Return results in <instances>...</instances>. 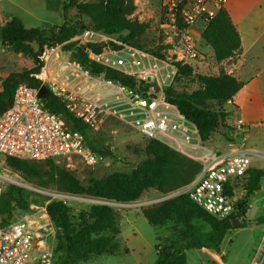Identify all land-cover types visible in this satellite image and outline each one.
I'll use <instances>...</instances> for the list:
<instances>
[{"label":"rangeland","instance_id":"1","mask_svg":"<svg viewBox=\"0 0 264 264\" xmlns=\"http://www.w3.org/2000/svg\"><path fill=\"white\" fill-rule=\"evenodd\" d=\"M92 1L94 0H4L0 2V32L8 22L16 20L26 28L43 29L47 36H51V32L57 31L63 25L79 22L85 25V31L94 33L85 36L84 31L79 32L73 40L47 49L41 70L43 76L47 78L42 86H46L64 101H68L67 97L70 93L75 95L79 112H84L88 118L89 143L104 155V161L98 165H88L77 158L55 160V165L72 173L84 186H88L91 181L107 178L115 173H132L151 158L147 153L150 141L140 130L141 110L129 103L130 96L128 92L120 90L121 84L115 81L110 83L104 74L95 75L87 71L77 63L74 57L70 56L71 51L82 50L89 54L93 53L94 48H98L101 49V54L90 58L103 66L116 67V61L124 59L129 70H144L149 74L154 70L158 71V78L153 75L147 77L141 87L142 91H145L147 95L150 93L149 96L153 98L161 97V92L164 94L167 88H173L179 92H192L199 87L197 75L214 73L213 70L199 66H196L192 73L180 72L172 64L174 61L167 50H161L166 61L154 56L153 52L164 45V32L160 26L162 0L135 1L138 4L137 8H141L140 13L145 15L144 21L149 23L150 27L135 42V45L131 46L122 45L117 35L109 36L94 29L90 20L81 13V9ZM204 27L206 23L199 20L192 32L201 53L207 54V48L201 37ZM69 42L73 44L71 50L63 47ZM32 46L36 49L35 44ZM118 46L121 48H117ZM114 51L118 54L112 53ZM96 57H98L97 60ZM34 67L32 55L19 52L14 45H3L0 36V90L10 75L22 74ZM15 80L18 85L26 84L21 76H16ZM220 105L219 102H210L209 107L217 111L222 109ZM171 106L169 104L163 109L179 122L176 118L177 112ZM228 110L231 111L232 107H228ZM234 118L233 113L230 116V122ZM212 136L215 138L208 144L207 141L203 142L195 135L193 138H198L199 145L202 147L227 152L231 138L226 127L219 124ZM191 142L196 143L195 139ZM238 144H241V141ZM171 145L168 146L175 152L171 181L175 186L166 190L149 189L143 192L139 199L131 202L74 195L63 191L57 182L49 178L43 180L25 178L8 167L6 157L2 155H0V174L7 179L4 190L9 191L13 186L18 187L21 189L20 197L28 202L29 209L25 211L16 207L15 217L18 219L28 216L41 225L50 222L54 232L52 234L54 246L57 229L47 211L49 204L55 201L65 203L69 207L73 222L78 221L81 211H89L93 205H107L113 209L120 228L117 238L118 248L111 250L110 254L96 255L78 264H156L157 246L178 241L180 235L187 230V226L176 217H172L158 227L152 226L143 216V210L166 201L170 193L179 189L177 183L181 179L191 178L199 164L197 157L202 153V149H198L196 145L185 147L182 152ZM247 146L264 150V129L253 130ZM238 194L242 200L245 195L244 185L239 186ZM244 208L246 214L242 221L245 227L239 228L242 223L240 222L239 227L228 231L221 245V254L212 249H186L187 264H264V251L258 252L264 240V224L261 223V219L264 218V179L261 180L260 190L245 200ZM191 224L202 232L211 230L210 225L201 218L193 219Z\"/></svg>","mask_w":264,"mask_h":264},{"label":"trees","instance_id":"2","mask_svg":"<svg viewBox=\"0 0 264 264\" xmlns=\"http://www.w3.org/2000/svg\"><path fill=\"white\" fill-rule=\"evenodd\" d=\"M136 0H94L81 9L93 25L96 31H101L109 36H118L122 45H135L149 29L147 22L140 21L136 16ZM85 25H63L57 31L47 36L41 28H26L16 20L8 22L0 32L3 45H14L23 54L34 57L35 67L22 74H12L3 83L0 90V113L6 111L12 104L14 94L18 88L16 76L25 79L26 85L32 88H40L41 81L35 77L40 74L44 66L43 57L49 48L64 44L73 40L79 32H85ZM202 40L210 46L217 62H222L232 57L241 48V37L232 23L229 13L223 9L209 21L201 34ZM36 45V49L33 48ZM63 47L67 50L73 48L69 42ZM121 48L118 46L117 48ZM139 49L141 47L138 46ZM167 46H161L153 52L154 56L166 61L161 50ZM94 55H100L101 49L94 48ZM77 63L87 71L95 75L104 74L110 81L120 83L125 87H135L137 80L132 75H127L117 69L106 67L91 60L90 55L82 50L76 52ZM178 70L192 73L193 66H183L179 62L172 63ZM199 87L192 92H179L173 88L164 91L167 103L176 107L180 115L195 126L203 142L212 138L214 129L219 124H224L229 114L223 109L224 103L233 97L244 87V82L225 73L212 75H197ZM47 108L60 116L73 129L79 130L89 143L87 132L89 123L71 112L66 101L49 89V94L42 97ZM210 102H219L221 110H212ZM147 153L151 156L140 167L130 174L115 173L107 178L91 181L88 186L81 182L66 169L55 165V160L28 161L15 157H6V164L28 179L43 180L49 178L57 182V185L65 192L74 195L113 200L116 202H131L139 199L143 192L158 188L166 190L175 185L171 181L172 166L175 152L160 141L149 139ZM90 145V143H89ZM93 149L92 145H90ZM98 151V150H97ZM37 162H45L44 164ZM197 165V164H196ZM201 170L198 164L193 176L183 178L177 183L181 188L190 185ZM264 179V171L251 169L249 177L244 183L245 195L238 205V213L228 220H217L209 215L201 207L195 204L188 195H180L166 200L143 210V216L152 226H160L172 217H176L187 230L180 235L176 242L157 246L156 264H187L186 249H212L221 254V245L229 230L234 229L232 221L240 219L243 225V217L246 214L245 200L260 190L261 180ZM21 189L11 187L4 190L1 196L2 223L8 224L17 218L15 210L29 209L28 202L20 197ZM48 214L57 229L56 245L54 246L55 264H78L96 255L110 254L111 250L118 248L117 238L120 228L113 209L107 205H93L89 211H81L78 221L73 222L69 207L62 201H55L48 205ZM195 218H201L211 227L209 232L196 229L191 223ZM264 224V218L261 219ZM105 233V234H103Z\"/></svg>","mask_w":264,"mask_h":264},{"label":"built area","instance_id":"3","mask_svg":"<svg viewBox=\"0 0 264 264\" xmlns=\"http://www.w3.org/2000/svg\"><path fill=\"white\" fill-rule=\"evenodd\" d=\"M4 0H0L2 2ZM227 0H162L160 26L164 32L163 44L174 62L195 68L202 59L193 29L199 20L206 25L224 9ZM85 36L94 34L88 31ZM118 54V52H112ZM90 57L95 55L90 52ZM98 57H96L97 60ZM111 67L132 75L137 80L135 87L119 85L128 92L130 102L141 110L140 130L149 139H154L181 152L185 147H198L202 153L197 157L201 170L194 181L170 193L166 200L180 195L190 199L212 217L223 221L238 213V188L244 185L251 169L264 171V151L246 148L232 152H221L199 145L197 132L180 113L177 119L161 110L169 106L164 94L153 98L141 90L143 81L158 71L129 70L123 59ZM35 77L45 84L43 73ZM112 83V81H110ZM40 88L21 84L15 91L11 106L0 113V155L28 161H46L77 158L88 165H98L104 155L93 149L84 134L70 127L62 116L51 112L39 95ZM67 107L88 122L85 113H80L73 93L68 95ZM175 116V115H174ZM195 139L196 143L191 141ZM257 163L261 164L258 165ZM7 181L0 174V264H55L53 229L50 222L41 225L30 217H21L8 224L2 223L1 196ZM240 220V219H239ZM264 251V240L258 252Z\"/></svg>","mask_w":264,"mask_h":264},{"label":"crops","instance_id":"4","mask_svg":"<svg viewBox=\"0 0 264 264\" xmlns=\"http://www.w3.org/2000/svg\"><path fill=\"white\" fill-rule=\"evenodd\" d=\"M226 4L224 9L229 13L232 23L240 34L241 48L232 57L217 62L212 48L203 40L208 53H201L202 59L195 64V67L213 70V74L224 71L244 82V87L232 100L223 105V109L229 114L223 124L231 138L227 152H232L252 148L247 146L250 134L257 128L264 129V0H235V2L227 0ZM136 5L138 6L137 3ZM140 12L141 8H137L135 16L145 22V15ZM130 66L134 68L133 65ZM126 68L128 69V65ZM171 107L179 113L176 107ZM228 107H232V110L229 111ZM161 110L165 111L163 107ZM233 113L235 118L230 122V116ZM191 126L200 138L195 126L192 124ZM213 138L215 137L212 136L206 143L213 141ZM240 141L241 144H238Z\"/></svg>","mask_w":264,"mask_h":264},{"label":"water","instance_id":"5","mask_svg":"<svg viewBox=\"0 0 264 264\" xmlns=\"http://www.w3.org/2000/svg\"><path fill=\"white\" fill-rule=\"evenodd\" d=\"M70 56L76 58V52L71 51L70 52ZM48 94H49L48 88L46 86H41L40 89H39V95H40V97H44V96H46ZM232 225H233V227H239L240 220L239 219H234L232 221Z\"/></svg>","mask_w":264,"mask_h":264}]
</instances>
